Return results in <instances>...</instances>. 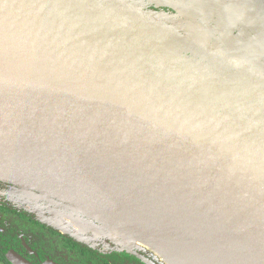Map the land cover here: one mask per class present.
Here are the masks:
<instances>
[{
  "label": "water",
  "instance_id": "1",
  "mask_svg": "<svg viewBox=\"0 0 264 264\" xmlns=\"http://www.w3.org/2000/svg\"><path fill=\"white\" fill-rule=\"evenodd\" d=\"M225 1L259 8L262 53L264 0ZM216 44L112 0H0V181L94 226L45 191L75 175L147 239L264 264V68Z\"/></svg>",
  "mask_w": 264,
  "mask_h": 264
},
{
  "label": "flooded vegetation",
  "instance_id": "2",
  "mask_svg": "<svg viewBox=\"0 0 264 264\" xmlns=\"http://www.w3.org/2000/svg\"><path fill=\"white\" fill-rule=\"evenodd\" d=\"M254 14L259 19V12ZM40 197L36 192L0 181V264H15L10 256L19 257L28 264L161 262L156 256L152 259V255L141 248L131 245L109 249L98 247L72 228L63 231L59 225L48 221L54 217L46 208L50 209L52 206L49 201L42 198L49 203L47 204L40 200ZM34 207L41 210L43 215L38 214ZM154 258L157 262H152Z\"/></svg>",
  "mask_w": 264,
  "mask_h": 264
},
{
  "label": "rangeland",
  "instance_id": "3",
  "mask_svg": "<svg viewBox=\"0 0 264 264\" xmlns=\"http://www.w3.org/2000/svg\"><path fill=\"white\" fill-rule=\"evenodd\" d=\"M105 1V0H102ZM114 2H119L125 4L126 6L139 11L145 14H149L152 17L162 18L164 23L169 24L172 27L180 29L187 35L193 36L203 42H207L210 44H219L225 47L227 50L235 53L238 50L244 49L245 51L256 55L255 62H259V54L262 59L260 62L264 64V51L259 53V48H256L249 45L248 39H255L259 36V31L262 29L261 24L259 23L258 18H255L254 12H259V8L257 6L247 5L241 6V10L237 14L226 15L225 10L222 9L224 6H228L225 0H203L205 1L209 7L215 6L219 9L218 13H212L211 11L206 9L194 10V17H188L189 15H185L181 13L179 10H174L173 7H168L164 5H157L156 2L151 0H112ZM172 6L177 9H181L183 6L179 4H173ZM218 11V10H217ZM237 15H240L237 16ZM232 27L233 31H229ZM229 29V30H228ZM238 34L240 37H237ZM238 38V39H236ZM264 38V37H263ZM264 42V40L262 41ZM216 44V45H217ZM247 47V49H245ZM252 62V61H251ZM40 200H43L41 197ZM43 202H46L43 200ZM49 204L48 202H46ZM39 204V203H38ZM32 206V205H31ZM51 208L46 210H50L52 212L51 220L56 222L59 221L62 225V229L72 228L76 233H81L84 236L88 237L90 243L97 244L98 247H106V248H116L124 246L121 239L119 237L114 236V234L107 228L106 224L97 220H92L94 226L88 225L81 227V229L75 228L73 224L57 212H62L60 207L51 203ZM35 208V207H34ZM38 214L43 215L42 211L35 208ZM57 214V215H54ZM63 214V213H62ZM50 216V215H47ZM61 216V217H60ZM45 218V217H41ZM86 223L90 224L86 219H84ZM50 222V220H48ZM90 226V229H89ZM54 227V226H52ZM87 227V228H86ZM76 229V230H75ZM92 229V230H91ZM95 229V230H94ZM91 230V231H90ZM134 248H144L133 246ZM144 251H148L152 256H155L152 252L147 249ZM156 260L154 259L155 262ZM157 262V261H156ZM159 262V261H158ZM162 264V261L159 263Z\"/></svg>",
  "mask_w": 264,
  "mask_h": 264
},
{
  "label": "bare ground",
  "instance_id": "4",
  "mask_svg": "<svg viewBox=\"0 0 264 264\" xmlns=\"http://www.w3.org/2000/svg\"><path fill=\"white\" fill-rule=\"evenodd\" d=\"M45 191L49 192L52 196L75 206L83 212L95 215L97 220L106 224L107 228L114 234V236L121 239L124 246H139L147 249L164 264H207L201 259L185 253L180 249L147 239L137 232H134L131 229H128L107 218V211L112 208L105 204L103 197L92 185L75 175L69 174L63 178L58 183L57 189ZM60 215L62 218L64 217L67 221L71 222L78 230L81 229V227L91 225L76 216L65 214Z\"/></svg>",
  "mask_w": 264,
  "mask_h": 264
},
{
  "label": "crops",
  "instance_id": "5",
  "mask_svg": "<svg viewBox=\"0 0 264 264\" xmlns=\"http://www.w3.org/2000/svg\"><path fill=\"white\" fill-rule=\"evenodd\" d=\"M225 2H226V4H227L228 6H224V7H222V9L225 10L226 15H231L232 13L234 14V13L239 12V11L241 10V6H238V5L236 4V2H232V1H225ZM217 10H218V11H217ZM213 11H214V12H219V9L216 8V7H214V8H213ZM237 16L240 17V15H237ZM235 54L239 55L240 57H242V58H244V59H247V60H249V61H252L253 63L257 64L258 66H261V67L264 68V64H263V62H260L261 59H262V57H261L260 54H259V62H255V61H254L256 55H254V54H252V53H249V52H247V51H245V50H238V51L235 52Z\"/></svg>",
  "mask_w": 264,
  "mask_h": 264
}]
</instances>
